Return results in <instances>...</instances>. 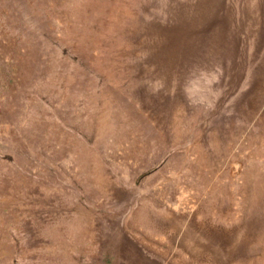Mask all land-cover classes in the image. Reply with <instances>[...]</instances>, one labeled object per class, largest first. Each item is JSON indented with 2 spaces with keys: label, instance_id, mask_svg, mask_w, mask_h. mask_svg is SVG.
<instances>
[{
  "label": "rangeland",
  "instance_id": "1",
  "mask_svg": "<svg viewBox=\"0 0 264 264\" xmlns=\"http://www.w3.org/2000/svg\"><path fill=\"white\" fill-rule=\"evenodd\" d=\"M0 264H264V0H0Z\"/></svg>",
  "mask_w": 264,
  "mask_h": 264
}]
</instances>
